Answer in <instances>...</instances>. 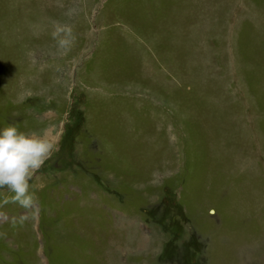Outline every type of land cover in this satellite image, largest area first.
I'll return each instance as SVG.
<instances>
[{
	"label": "rangeland",
	"instance_id": "374dc122",
	"mask_svg": "<svg viewBox=\"0 0 264 264\" xmlns=\"http://www.w3.org/2000/svg\"><path fill=\"white\" fill-rule=\"evenodd\" d=\"M8 125L56 150L0 264H264V0H0Z\"/></svg>",
	"mask_w": 264,
	"mask_h": 264
},
{
	"label": "clouds",
	"instance_id": "9594fccd",
	"mask_svg": "<svg viewBox=\"0 0 264 264\" xmlns=\"http://www.w3.org/2000/svg\"><path fill=\"white\" fill-rule=\"evenodd\" d=\"M53 37L61 48L68 47L73 39L71 29L61 27ZM55 150L44 132H22L14 125L0 129V189L13 193L12 201L21 207L34 209L36 198L29 182Z\"/></svg>",
	"mask_w": 264,
	"mask_h": 264
}]
</instances>
